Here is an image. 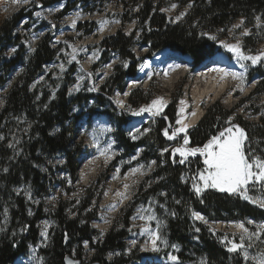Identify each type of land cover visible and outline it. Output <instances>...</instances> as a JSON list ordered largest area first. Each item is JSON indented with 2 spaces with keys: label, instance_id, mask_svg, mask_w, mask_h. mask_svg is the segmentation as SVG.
<instances>
[{
  "label": "rangeland",
  "instance_id": "rangeland-1",
  "mask_svg": "<svg viewBox=\"0 0 264 264\" xmlns=\"http://www.w3.org/2000/svg\"><path fill=\"white\" fill-rule=\"evenodd\" d=\"M41 0H0V28L5 22L10 23L18 14H22V20L12 30V38H17L15 44L7 45L5 49H2L0 44V112L5 109L6 99L9 95L10 90L17 83H24L25 80L32 77L33 69H29L27 64L30 63L31 58L34 56L38 46L43 40L51 36L50 46L51 49H58L52 61L45 63L42 67V71H39L34 75L33 79L29 84V93H37L36 102L41 101V96L50 94L51 99L57 93L59 88L68 87V93L70 98H76L77 96H89L87 102H81L76 104L73 108L72 113L75 116H79L80 120L75 126L74 138L72 141V150L80 148V166L76 176V180H72L64 166L63 154L57 155L52 160H48L46 167L42 166L40 169L44 172L50 171L54 176H57V182L53 185L50 194L45 200L43 212L48 214L54 212L56 204L59 202H67L71 204L67 213L70 219H74L77 216L78 209L83 204L89 203L88 209L82 213V216L86 212H95L97 217L92 220L89 225L98 233V236L94 237V241L103 239L109 230L118 225V230L122 229V223L126 213L131 212L132 216L129 218L130 227L127 229L128 236L125 239L126 251L125 254H134L136 248H139L138 256L141 260L145 255L148 256H160L166 257L169 255L176 256V253L180 251V247L171 245L169 236L164 230V226L168 223L170 215L173 212L175 204L172 201H160V198L165 196L163 191H154L153 188L159 181L156 174L160 168H163L166 161L163 159L164 156L171 149L179 147L183 144V136L178 139L169 140L165 136V141L169 145L164 148H157L156 144L152 143L149 137L146 135L151 130L154 132L157 129V123L162 119L165 113L161 116L155 117L154 119L140 124L136 129H132L128 124L120 125L117 120L122 115H128L129 122L133 121L134 115L132 111H138L130 106L129 96L132 92L139 89L144 93L152 95V100L157 97L167 96L170 102L169 105L175 106V122L177 119V108L180 99L185 96L186 91L190 90L191 86L195 84L197 79L200 77V73L203 69L208 68L209 65L214 63H220V60L228 61L227 63H237V59L233 53H229L222 44H236L239 43L242 51L245 55L256 56L264 53V42H262L256 53H246L243 49V38L248 36L251 32L249 29L243 27V20L237 21L227 36H221V32L218 34H210L208 38L217 43V48L221 50L215 54L209 62H207L201 69H197L189 76H185L184 72H175L172 76L175 78V83L172 86L165 84V78L167 76L163 72H155L151 75V78L143 76L138 79L141 69L144 68L145 63L148 59V47L141 43L140 34L144 26H139L136 21L135 15L138 14L142 6H146L153 2L162 3L163 6L160 10L161 13L165 14L168 22L172 24L178 23L184 18L189 6H185L182 9L179 7V3L174 0H106L105 2H88L79 3L70 12L63 13L64 10L53 12L50 14V18H38V12H43L47 7H43ZM96 6V8H94ZM17 11L13 12L15 9ZM92 11V13H90ZM77 13L81 17V21L76 26V29L72 32L64 42H56V38L60 31L64 28V20L70 13ZM85 25H91L87 29L83 28ZM238 25V27H237ZM260 24H258L259 26ZM103 26L105 32L103 35L96 36L95 39L90 40V44L86 47L83 43L84 40L89 39L90 35L97 34L100 27ZM118 32H122L127 37L131 36L135 32L134 46L131 49L132 54L135 55L136 61H140L137 68V75L135 78L126 77L123 83V89L114 88L113 95L106 97L107 86L111 78L117 75V67L122 65L123 70H127V65L130 60L123 62L117 52L106 53L102 45L105 39L114 37ZM247 33V34H245ZM261 32L259 36H263ZM215 37V39H212ZM82 44V45H81ZM77 45H81L80 51H83L80 55L79 60H73L72 54ZM23 49H22V48ZM18 48H21V52ZM107 54V55H106ZM157 54V53H156ZM153 54L152 58L159 54ZM228 56V57H227ZM171 58L176 57L179 60L181 57L172 53ZM169 60H172V59ZM16 63H13L15 62ZM180 61V60H179ZM239 64L243 63L247 71L245 72V78L243 82L237 79H231L227 85L224 93L219 96L207 97L203 101V109L205 113L207 110L215 105H220L226 112H231V115L227 117L222 127H229L231 125H238L237 122L240 120L248 123H259L260 117L264 116V87L262 88L259 84L262 75L259 70L264 74V60L253 65L251 61H238ZM111 65V67H109ZM234 65V64H233ZM9 66V67H8ZM74 69V72L70 75V71ZM32 70V71H31ZM207 71V70H206ZM244 71V69H242ZM27 72H29L27 74ZM241 72V71H240ZM199 73V77H195ZM20 74V75H19ZM51 75V79L47 77ZM166 76V77H165ZM195 77V78H194ZM72 80L71 83H68ZM3 81V82H2ZM52 82H56L57 86L54 87ZM133 83V84H132ZM104 87L105 90L103 89ZM89 89H94L89 91ZM127 93V95H125ZM103 98H107L109 108L104 107L103 109H96L98 101L100 102ZM123 101L124 107L121 108L117 101ZM231 100V103L228 102ZM176 101V102H175ZM145 104L144 106H146ZM142 106V107H144ZM92 110H95V114H91ZM103 110H106L103 112ZM253 110L256 112L254 113ZM12 121V120H10ZM231 122V125L228 122ZM17 124V130H15L8 137L7 134L0 130V150L2 147L8 149L13 157L20 158L24 156V145L27 140L29 129L33 123L27 120L24 115L14 119ZM175 125V124H174ZM25 126V127H22ZM121 126V130L127 133V137L130 138L131 142H139L144 140L148 141L145 145H140L134 152L129 154L126 153V149L123 145L122 133L118 131ZM240 127V125H238ZM107 129V131H102ZM169 134L172 133L173 129H167ZM175 130V129H174ZM190 133L187 135L189 136ZM153 135V134H152ZM136 138L133 139L132 137ZM189 138V137H188ZM111 145L110 148L108 146ZM145 147L152 148V153L148 160H145L144 156L148 153L145 151ZM188 148V145L185 146ZM105 148L108 151L105 154H101ZM167 149V151H164ZM246 149L251 150V154L260 157L258 153L252 150V144L249 139L246 141ZM154 155V156H153ZM190 157V156H189ZM188 157V159H189ZM199 157V156H197ZM201 157V156H200ZM172 161H179L181 157L176 154L175 158L169 157ZM187 159V160H188ZM193 160V171H199L198 159ZM155 161V163H152ZM189 162L186 163V165ZM187 168V167H186ZM94 169V173L89 176V181L84 182L79 175L80 170ZM124 169V172H123ZM133 170H136L135 172ZM133 172L132 178L127 182V174ZM106 172H109L103 182H100V177L104 176ZM195 176V175H194ZM184 178V179H183ZM189 178V174L185 173L180 177V181L185 183V179ZM60 182V183H59ZM146 184L149 192L143 194L140 187ZM128 185V188H125ZM201 186V184H200ZM194 190V189H193ZM210 191L215 193H227L229 195L240 196L239 194H232L228 192H221L214 188H209ZM206 191H202L199 195ZM33 190L28 188L26 185L24 188L21 187L16 191V195L23 196L26 194L27 201L37 207L39 205V198L32 197ZM118 193H123L127 198H123ZM248 195L253 198H260L264 196L259 186L255 189H251ZM111 196L115 197L116 202L104 207L106 200L110 199ZM241 197V196H240ZM242 198V197H241ZM243 200L249 205L256 208L258 212L264 213V207H260L258 203H252L250 200ZM114 206V207H113ZM203 206V205H202ZM145 210L144 215H155L158 221L161 222L159 229L162 240L167 243L159 244V251H152L150 244V235L145 229L152 231L156 230L157 221L148 222L145 219L137 217L138 210ZM190 213V217L194 222L196 234H200L201 230L199 225L208 227L209 232L214 235L220 234L221 241L226 236L228 240L235 238L237 242L242 233V230L237 226L243 223L250 232H255L260 225H264V214L259 216L258 219L248 217L245 220L233 219V220H213L207 218V216L200 210L193 209L191 206L185 208ZM211 210V209H210ZM6 212V211H5ZM33 211L29 209V216H33ZM113 213L108 216L107 213ZM193 213H198L203 216L207 221L196 219ZM215 216V212H210ZM6 214V213H5ZM101 217L106 220V224L103 229H99L97 226V220ZM7 215L3 218L1 224L7 226L9 223ZM251 221V223H249ZM225 222V226H220L219 223ZM85 223L84 221L82 222ZM227 224V225H226ZM39 227V241L37 244H29L28 252L22 254L19 258L26 261L28 264H45L46 259L38 254L39 249L45 248L47 244H50L54 231L57 230V224L55 220L46 218L37 224ZM193 243H198L199 240L195 237ZM222 243V242H221ZM223 245H230L227 242L222 243ZM135 246V247H134ZM76 245L73 246L74 250ZM82 260L84 264H90L93 259L94 250L89 247L87 241L82 245ZM261 251H264V235L261 239L254 241L253 247L248 249L250 259L245 261L244 264H255V261L251 257H257ZM73 252V251H72ZM174 252V253H173ZM240 253V252H239ZM117 253H115L116 255ZM242 255V253H240ZM112 253H109L107 260H111ZM243 258V256H242ZM133 261L132 263H134ZM195 264V263H190Z\"/></svg>",
  "mask_w": 264,
  "mask_h": 264
},
{
  "label": "trees",
  "instance_id": "trees-1",
  "mask_svg": "<svg viewBox=\"0 0 264 264\" xmlns=\"http://www.w3.org/2000/svg\"><path fill=\"white\" fill-rule=\"evenodd\" d=\"M62 1L67 2L63 11L65 14L79 3L105 2L106 0H41L40 2L43 7H48ZM174 1L179 3L181 9L185 6L190 8L184 18L176 24L168 22L166 15L160 12L163 6L161 2L156 3V5L151 2L149 5L142 6L138 14L135 15L139 26H144L140 39L141 43L148 47V57L150 58L153 54H159L164 50L179 55L189 54L193 58L192 69L199 68L205 61L213 58L215 56L213 54L221 50L217 48V43L208 38V35L221 32V36H227L232 26L240 19L244 22L243 27L251 32L243 38V49L246 53H256L259 45L264 42V35L259 36L261 32L264 33V0ZM22 18L23 15L18 14L10 23L5 22L0 28L1 50L5 49L7 45L17 42L16 37H14V41L11 39L12 30ZM258 24L260 25L258 26ZM88 27V31H90L91 25H85L83 28L87 29ZM134 38L135 32L129 37L118 32L114 37L105 39L102 43L107 54L117 52L123 62L126 59L131 61L126 71L123 70L122 65L118 66L117 75L110 79L107 88H103L104 90L106 88V97L108 98L113 95L115 87L120 90L123 89L122 85L126 77L135 78L137 75L140 61H136L135 55L131 52L134 46ZM50 41L51 36H48L38 46L30 63L27 64L28 70L33 69L32 77H29L24 83H17L10 90L5 109L0 112V130L8 137L17 130L15 118L24 115L27 120L33 123L28 135H26L24 156L16 158L8 149L2 147L0 150V264H16L18 258L28 252L29 244H37L39 241L37 224L46 218L55 220L57 230L52 229L53 237L50 244L38 251V255L46 259L45 264H66L67 255L82 260L81 245L85 241L94 250L90 264H131L139 259V248H136L134 254H125L127 250L125 239L128 236L127 229L130 227L131 212L126 213L122 229L118 230V225H115L103 239L97 241H94V237L98 236V233L89 225L97 217V214L86 212L82 216V213L90 206L89 203L83 204L78 209L74 219L69 218L67 210L71 204L67 202L56 204L54 212L48 214L43 212L45 200L57 182V176H54L50 171L44 172L40 168L46 167L48 160L63 154L65 161L63 169L67 171L72 180H76L80 166V148L72 150V141L75 126L80 117L75 116L72 111L76 104L85 103L89 99V96L81 97L80 95L76 98H70L68 87L59 88L52 99L50 94L41 96L39 103L35 100L38 92L29 93V84L34 75L42 71L43 65L52 61L57 54L58 49H51ZM21 48H18L20 52L23 49ZM73 72L74 69L68 75ZM259 73L262 75L259 84L263 88L264 74L261 70ZM47 79L50 80L51 75ZM71 82L72 80L68 81V83ZM52 83L54 87L57 86L56 82ZM108 100L103 98L100 102L98 101L96 109L99 107L102 109L104 107L109 108ZM151 101L152 95L139 89L129 96L130 106L135 109H139ZM105 111L103 110V112ZM253 112L256 111L253 110ZM95 113L96 111L92 110L91 114ZM229 115L231 112H226L220 105L210 107L198 126L189 132L188 148L202 147L211 136L226 128L222 125ZM165 116L173 124L175 122V106H169ZM128 117V115H122L117 120L120 125H126L130 123ZM237 124L245 130L252 144V150L258 153L260 157H264V116H261L259 123L256 124L240 119ZM120 128L121 126L118 131L123 135V145L127 154L134 152L138 146L148 143L144 140L131 142L127 133ZM165 129H167V122L160 120L157 123L156 131L151 130L146 138L149 137L157 148L164 149L169 145L162 134ZM147 150L148 153L144 156L145 160H148L154 153L152 148L147 149L145 147V151ZM171 152L172 149L164 156L163 159L166 164L156 174L160 181L153 188H155L154 191L165 193L160 201L168 202L171 200L172 204L177 205L174 206L168 223L164 226L171 245L175 244L180 247L176 257L182 262L195 264H202V261L206 264H244L239 252H229L228 246L221 243L222 236L220 234L214 235L209 232L208 227L202 225H199L201 233L196 234L194 229L196 225L194 226L190 213L185 208L191 206L193 209L202 211L207 218L213 220H245L248 217L256 220L264 213L258 212L240 196L215 193L210 190L197 195L192 188V177L196 175V171H193L195 165H193L192 159H198L200 163L198 169L202 170L204 168L203 157H200L199 154L195 157L190 156L184 164H180L178 160H170ZM187 162L189 163L186 165ZM108 173L106 172L104 176L100 177V182L105 180ZM185 173L189 174V178L183 183L180 181V177ZM26 185L33 190L32 197L39 198L40 202L37 207L27 201L26 194L23 196L16 195V191ZM139 190H142L143 194L149 192L146 184H143ZM29 209L34 210L32 217L29 216ZM211 211L216 213L215 216L210 213ZM5 215L10 219L7 226L1 224ZM195 237L198 238V243H193L192 240ZM74 245L76 248L72 250ZM109 253H112V258L108 261ZM115 253L117 254L115 255Z\"/></svg>",
  "mask_w": 264,
  "mask_h": 264
},
{
  "label": "snow or ice",
  "instance_id": "snow-or-ice-1",
  "mask_svg": "<svg viewBox=\"0 0 264 264\" xmlns=\"http://www.w3.org/2000/svg\"><path fill=\"white\" fill-rule=\"evenodd\" d=\"M74 23L75 20L73 21V24ZM212 39H215V37H212ZM222 46L229 53H233L238 61L247 60L251 61V63L255 65L264 60V53L256 56L245 55L239 43L222 44ZM72 59L75 60L76 57L73 55ZM178 66L179 65H177V67ZM109 67H111V65H109ZM170 67L172 66L170 65ZM240 67L244 69V71L237 72L222 67L214 68L213 71L223 73V77L231 76L233 79L243 82L247 68L243 63L240 64ZM150 78L151 75H149V79ZM92 90L94 89H89V91ZM125 95H127V93H125ZM117 103L121 108L124 107L122 101L118 100ZM180 103L183 105L185 102L181 101ZM165 106L166 102L162 97H160L152 100L150 105L141 107L138 111H132L131 114L139 116L144 112H150L153 115H158ZM183 111L184 109L181 108V112ZM192 114L195 115V113ZM176 123L181 124V127L176 128L171 134H169L167 129L164 130V135L167 136L169 140L175 139L180 133H184L183 144L174 148L172 151L173 158H175L176 154H179L181 157L179 163L184 164L189 156L195 157L199 154L203 157L204 168L199 170L197 174L192 177V188L197 195H199L204 189L214 188L221 192L239 194L242 198L250 200L252 203H258L260 207H264V196L260 198H253L248 195L250 188L255 189L257 186L264 191V157L254 156L251 154V150L246 149V141L248 137L243 128L238 125H231V122L229 121L228 123L231 126L226 127L219 131L218 134L211 136L202 147L187 148L185 146L189 144V138L187 135L188 126L183 125L179 119ZM102 131H107V129H102ZM132 138L135 139L136 137L133 136ZM110 147L111 145L108 146V148ZM108 148H105L101 154H105L108 151ZM164 151H167V149ZM152 163H155V161ZM133 171L135 172L136 170ZM201 183L203 187L200 186ZM125 188H128V185H125ZM117 195L127 198L123 193H118ZM144 211L145 210L143 209L138 210L137 216L133 217V219L139 217L140 219H145L148 222L154 220L157 221L155 231L145 229V231L149 232L151 237V250L156 252L159 251L160 243L166 244L167 242L161 238L159 231L161 222L158 221L154 214L145 216ZM193 216L196 219L203 220L207 223L204 217L198 213H193ZM249 223H251V221H249ZM237 226L242 230L239 241L237 242L235 238L228 240L225 236L221 242H227V244L230 245L227 249L229 252H240L242 253L243 259L247 261L250 259L248 249L253 247L254 241L260 240L261 236L264 235V225H260L255 232H250L243 223H240ZM196 231L198 232L199 229H196ZM173 247L176 246L173 245ZM170 259L176 261L178 257L171 256ZM251 259L255 261V264H264V251H261L257 257H251ZM202 264H206V262L202 261Z\"/></svg>",
  "mask_w": 264,
  "mask_h": 264
},
{
  "label": "bare ground",
  "instance_id": "bare-ground-1",
  "mask_svg": "<svg viewBox=\"0 0 264 264\" xmlns=\"http://www.w3.org/2000/svg\"><path fill=\"white\" fill-rule=\"evenodd\" d=\"M61 3L62 2H59V3H56L54 5L48 6L46 8V10H44L43 12H38V15H37L38 18H44L45 17V18L49 19L51 17L50 16L51 13L61 11V8H60ZM17 10H18V8L15 9L13 12H15ZM74 20H75V23L73 24ZM80 21H81L80 15H78L75 12L70 13L67 17H65V20L63 22L64 28L58 34V37L56 38V42H64L69 36H71L72 32L76 29V26L78 25V23ZM104 32H105V30H104L103 26H101L100 29L98 30V33L97 34L94 33V34L90 35L89 39L84 40L83 44L87 47L90 44L91 39L93 40L96 38V36L103 35ZM81 45H77V49H75L73 51L72 55H74L76 57L75 60H79L80 55L83 52V51H80L79 46H81ZM163 52H165V51H163ZM166 56L167 55H165V54H159L158 56H155L153 58L152 57L149 58V60L145 63V65L147 64V66H144V68L141 69L139 76H138V79H141L144 76L146 69H149L150 66L162 65L163 62L166 61V58H167ZM171 59L172 60H170V65L172 67H177V65L182 66L181 60L179 61L178 59H176V57H173ZM229 59L230 58H228V61H229ZM228 61L225 62L224 60H220V63L218 62V63L211 64L208 67L209 69L207 68V71L203 72L200 75V77H199V75L195 76V77H199V79H197L195 84H193L191 86L190 90L186 91L187 93L185 94V96H183L180 99L179 104H178V108H177L178 110H177L176 121L179 119V120H181L183 125L188 126L187 127V134L190 131H192L194 128H196L198 126V124L200 123V121L204 117L205 110L203 109V101H205V99L207 97H212V96L219 97V96H221L224 93V91L226 90L227 85L230 83V81L232 79L231 76L223 77V73L213 71V69L217 68V67H222V68L231 69L232 71H237V72L242 71V68L240 67V64L238 61H237V63H235V62L232 63L230 60V62L227 63ZM170 65H168V67H170ZM203 70H206V69H203ZM174 83H175V78L172 76V74L168 73L167 78H165V84H167V86H172ZM157 98H160V97H157ZM157 98H155V99H157ZM162 98L166 102V106L162 109V111L158 115H153L150 112H144L141 115L134 117L133 121H131L129 123L130 127L132 129H136L140 124L146 123V122L154 119L155 117L163 115L167 110L166 108L168 107L170 100H169V98H167V96H164V97L162 96ZM181 101H184L185 103L182 105L180 103ZM151 102L148 103L147 105H150ZM230 103H231V100L228 102V104H230ZM181 108L184 109L183 112H181ZM192 113H195V115H193ZM179 127H181V124L175 123V129L179 128ZM182 135H184V133L178 134L175 139H178ZM175 139H172V140H175ZM93 171H94V169H90L88 172H86V170L83 169V170H80L79 175L81 176V179L84 180V182H88L89 176L94 173ZM132 176H133L132 171L127 174V176H126L127 182H129V180H130V178H132ZM117 197H119V195L116 196V199H117ZM116 199H115V197L111 196V200L107 199L104 207H109V205L116 202ZM106 215L109 218L110 215H113V213L108 212ZM103 218L104 217H101L99 219V221L97 220V225H98L97 227L99 229H103L104 225L106 224V220H104ZM224 224H225V222L219 223V225L221 227L225 226ZM149 245H151V244H149ZM171 256H173V255H169L166 257L145 255L141 260L136 261L135 263H132V264H190L188 262H182L179 259H177L176 261H173L170 259ZM17 264H28V263L26 261H23L21 258H19V261L17 262Z\"/></svg>",
  "mask_w": 264,
  "mask_h": 264
},
{
  "label": "water",
  "instance_id": "water-1",
  "mask_svg": "<svg viewBox=\"0 0 264 264\" xmlns=\"http://www.w3.org/2000/svg\"><path fill=\"white\" fill-rule=\"evenodd\" d=\"M161 118L167 120V129H173V131H174V129H175V125L174 124L175 123L172 124L171 122H169L168 118L165 115L163 117H161ZM65 263L66 264H83V260L77 259V258H75V257H73L71 255H67L66 258H65Z\"/></svg>",
  "mask_w": 264,
  "mask_h": 264
},
{
  "label": "built area",
  "instance_id": "built-area-1",
  "mask_svg": "<svg viewBox=\"0 0 264 264\" xmlns=\"http://www.w3.org/2000/svg\"><path fill=\"white\" fill-rule=\"evenodd\" d=\"M184 179V178H183ZM188 179H185V181L184 182H186ZM201 187H203V185H202V183H201ZM209 190V188H207V189H204V191H208Z\"/></svg>",
  "mask_w": 264,
  "mask_h": 264
}]
</instances>
